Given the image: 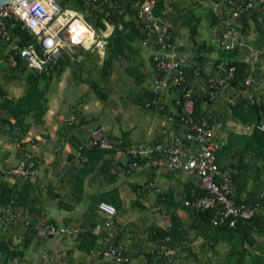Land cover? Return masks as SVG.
I'll return each mask as SVG.
<instances>
[{"label": "built area", "instance_id": "built-area-1", "mask_svg": "<svg viewBox=\"0 0 264 264\" xmlns=\"http://www.w3.org/2000/svg\"><path fill=\"white\" fill-rule=\"evenodd\" d=\"M73 3L77 4L78 9L72 7ZM223 3L224 17L216 25V45L227 52L238 49L234 59L249 65L254 61L253 53L242 51L238 30L241 28L240 18L251 9V3L245 0H223ZM156 4L157 0H10L0 6V47L15 42L8 55L9 61L14 62L17 57L30 73L48 75L57 68L61 59L63 36L74 37L73 44L85 50L93 45L103 48L105 40L116 30L122 29L121 24L112 22L113 14L125 16L126 11L130 10L135 27L142 35V44L151 49V66L156 77L150 92L157 100L170 92L174 93L171 99L173 110L164 114V118L168 125L176 126L179 130L164 141L122 148L120 139H110L101 128H96L91 131L88 144L101 151H115L116 155H123L126 150L125 156L131 161L130 169H136L139 161H145L156 170L192 177L195 189H190L189 196L183 195V205L195 212L210 211L213 226L234 228L239 222L251 220L257 208L235 202L231 175L222 171L217 164V153L224 145L219 134L228 124L223 123L216 114L206 112L203 105L198 111L196 109L197 98H203V104L208 105L221 90L231 87L229 81L233 77L234 67L230 66L228 59L217 58L212 63L215 75L202 77L203 66L208 62L201 59L189 64V57L180 52L174 42L168 20L155 13ZM102 6H106L105 9ZM97 12L103 13V29H96L84 20V17H91ZM17 28L32 36L30 44L18 46L15 36ZM90 35V45L86 47L84 42ZM187 69H191V80L187 77ZM251 71L249 65L247 74L239 82L246 89L252 88L257 80ZM149 107V104H145V108ZM155 109L162 112L164 106L156 102ZM230 126L235 127L234 124ZM256 128L262 131L264 124ZM239 129L251 131L252 126H240ZM80 160L86 162L83 156ZM112 164L111 173L114 174L118 161L114 158ZM36 172L35 157L28 152H22L15 164L5 171L11 178L22 181L33 178ZM146 186L161 199L164 198V193L152 184ZM97 213L102 217V235L94 250L99 260L104 264H145L140 259L139 249L126 251L118 244L120 227L115 208L100 201ZM15 228L29 231L37 239L77 237L82 232L90 231L80 226L33 224L26 213L17 210L14 199L3 201L0 197V232ZM169 243L167 237L162 241L150 242L144 249L159 259L161 264H172L178 257V250Z\"/></svg>", "mask_w": 264, "mask_h": 264}, {"label": "crops", "instance_id": "crops-1", "mask_svg": "<svg viewBox=\"0 0 264 264\" xmlns=\"http://www.w3.org/2000/svg\"><path fill=\"white\" fill-rule=\"evenodd\" d=\"M157 1H162V9L159 14L168 20L174 42L178 45V50L187 56L190 55V65L197 62L198 55H202V61L208 62V65L203 66L202 77L215 75L212 63L218 58L217 53H197L195 47L188 40L189 31L187 25L194 23L195 19H199L194 37L195 42L204 44L207 47H216V25L224 17L223 0H172L174 3L171 0ZM259 1V3L262 2V0ZM221 5L223 7L220 9L219 6ZM128 20H133L132 14L124 16V21ZM262 27H264V23ZM257 31L260 33L258 29ZM247 34L248 32L241 34V36L245 35L244 37H246ZM134 39L139 42V39ZM242 42L243 38L241 37ZM148 61L147 71L150 76H153V82L156 75ZM81 76L78 69L67 64L59 76H55L50 80L51 82L55 81L57 84H60V88L64 87L66 80H71L75 83L73 88L74 86L78 87L81 95L75 93L70 98H67L68 101L56 96H51V100H48L49 85L46 94L47 111L42 118L43 125H35L30 117H26L24 123L29 126V129L20 139L11 137L10 133H8L7 124H3L0 121V192L5 188L8 190L15 189L18 193H21L17 210L26 213L33 224L54 223L55 225L86 227L92 230L94 235L99 236L102 235V217L98 213H92L91 209L95 207L98 201H105L107 194L111 190L116 189L121 201V209L118 211L117 217L120 227L118 243L124 250L133 251L136 250L134 246L139 244L147 245L153 240L145 243L144 239H142L143 236L140 237V234L136 236L131 231V219L136 216V213L131 211L129 203L135 202L140 209L149 210L146 202L148 199L144 196V186L147 183L156 184L160 189L165 190L166 197L170 198L171 196L175 203H179L185 190L189 188V185H194V181L186 175L169 174L156 170L145 161H142V164L136 169H130L128 166L126 174H123L124 172L118 173L117 175H113L115 179H112L110 176H106L102 166L104 162L109 160L112 162L114 158L118 162L119 160H123V155H115V153L104 154L97 166L90 173L82 175L80 170L82 155L79 148H89L88 140L90 133L98 127L99 120H97L96 126L90 128L89 123L94 120L88 122L85 119L84 115L88 110L87 101L83 100L84 98L82 99L81 96L89 93L88 90L90 88L86 80ZM0 89L7 94V97L14 100L25 94V91H22L23 94L15 95L11 88L0 86ZM149 90L146 87L142 93V99H144L142 104H136L139 107L143 106V118L146 120L145 127L140 128V123L136 125L129 123L126 125L120 119L119 123L122 122L120 125L122 133L126 132L127 134V147L164 141L179 130L176 126L172 127L168 125L164 118V114L169 110H173L171 99L174 93L170 92L167 96H161L157 100ZM231 92L239 95L236 89L227 87L219 92L211 107L202 104L205 111L212 110L216 112V115H225L223 103L227 98V93ZM240 92L242 93V97L246 95V91L241 90ZM247 98L250 99L249 97ZM227 101L229 104L234 103V101L228 98ZM156 102L164 106V111L160 112L155 109ZM145 104H149L150 107L145 108ZM3 115L5 117V113H2L0 114V118ZM9 121L13 123V119H9ZM223 123L228 124L225 125L219 134L224 145L230 133L248 135L251 132L240 130V126L243 125L233 122L228 117L226 118V122ZM230 124H234L235 127L230 128ZM120 128L114 129L115 133L111 129L107 130L106 128L104 131L108 137L113 139L121 138L122 135L118 136ZM22 152L32 154L37 163L35 176L27 181H17L5 173L20 158L19 155ZM120 156L122 157L119 158ZM219 159L221 166V162L236 163L238 157L230 153L227 158L219 157ZM225 172L229 173L228 170ZM78 179H83L81 192H79L80 188L77 184ZM130 184L138 186L140 189L138 188L137 192H134L129 186ZM250 185H248V189ZM263 191L264 182L258 186L256 193L260 195ZM64 207H68V209H64ZM166 207L169 213H174L183 224L185 220L181 219V216L185 215L186 210L176 206L169 207L167 204ZM257 212L261 213L260 208H257ZM189 223L190 220L186 219V222L183 224L184 228ZM0 237L5 238L11 244L10 246L14 248L25 240L26 231L22 228H15L8 232L0 233ZM188 237H195L196 241L200 240L196 250L192 246L193 243L186 244ZM188 237L182 242L183 251L187 249L185 252L188 253L191 250L195 255L200 251V255H204V257L208 256L209 252L216 253L218 247L215 250L210 249L204 240L196 235L194 231H189ZM203 245L204 247H201ZM75 246L74 237L44 240L31 238L30 244L27 250L24 251L22 258L14 259L8 264H100L94 250L87 254L77 250ZM0 264L2 263L0 262Z\"/></svg>", "mask_w": 264, "mask_h": 264}, {"label": "trees", "instance_id": "trees-1", "mask_svg": "<svg viewBox=\"0 0 264 264\" xmlns=\"http://www.w3.org/2000/svg\"><path fill=\"white\" fill-rule=\"evenodd\" d=\"M246 2L251 0H245ZM264 0L259 4V6H252L251 9L241 16L240 25L243 34H246L248 29V22L252 21L255 28L263 32L264 27ZM72 7L78 9L77 4L73 3ZM106 6H102L105 9ZM162 9V1H157L155 7V13H159ZM127 14H132L130 10L126 11ZM124 15L118 16L114 13L112 16V22L114 24H121L122 29L116 30L114 34L110 37V53L106 60L103 62L102 75L106 76L108 70L111 67V62L118 56L123 49H129L130 40L137 38L141 41L142 35L138 29H136L134 21L128 20L124 21ZM103 13H94L91 17L87 18L88 22H91L94 28L103 29L104 24L101 19ZM261 18V22H259ZM199 19H195L194 23L188 24V40L197 53H211L216 52L218 59H228L230 66L234 67L233 77L229 81L232 88L236 89L239 93L238 98L233 104H228V109H224V114L217 115L222 122H226V118H230L233 122L239 123L243 126H252L251 132L248 135L234 134L230 133L227 138L225 145L217 153V164L222 171L228 170L232 178V190L234 193V200L237 204L250 206L252 208H260L261 213L257 212L255 216L246 222H239L234 228L227 226H213L211 225L212 213L210 211L195 212L188 207H185L182 200L179 203H175L170 196L164 198L158 197L169 207H178L187 211L188 215L191 216L192 220L186 227L180 221V219L174 214H170V225L167 229H160L156 233L157 238L153 241L164 240L165 238L170 239V246L181 247L182 242L188 237L189 231H194L196 235L200 236L205 244L212 250L223 244L227 247V254L224 259L225 264H264V191L262 194H257L256 189L262 182H264V129L262 131L258 130L257 125L264 124V104L260 102H252L250 99L242 97L241 90H245V87L239 85V82L248 72V63L234 59L238 54V49L231 52L223 51L214 46H205L204 44H198L195 42L196 26ZM216 22V21H215ZM214 22V23H215ZM128 30V31H127ZM127 31V32H126ZM15 36L18 38L17 44L19 47L26 46L32 42V36L24 30L17 28L15 30ZM203 60L202 57H197V61ZM17 64L21 63L20 59L15 58ZM67 66L61 60L58 61V66L54 70L50 71L48 75H36L34 73H28L24 80L28 85V88L23 96L18 99H12L6 96V93L0 89V114L5 113L0 118L3 124H7L8 133L11 137L20 139V137L27 133L29 126L24 123L26 117L32 119L33 124L43 125L42 118L47 111V98L46 94L49 87V82L51 80L50 75L55 74L59 76L63 69ZM191 69H187L189 72L188 79H192L193 75L190 72ZM202 73V72H201ZM43 83L40 87V83ZM89 88L93 90L100 98H103V93L99 90V87L95 83H90ZM150 91V90H149ZM204 103L203 98H197L196 109L197 111L201 108ZM208 105L211 107L213 101H209ZM209 114L215 115V111H208ZM13 119V123L9 121ZM112 139L111 137H109ZM121 140V147L127 148V134L123 132L121 138H115L114 140ZM80 154L86 158V162L82 163L81 174L86 175L93 170L104 154L110 153L116 155L115 151L105 152L97 148H79ZM233 153L238 159L237 162L232 164L231 162H219V157L227 158V156ZM21 156V155H19ZM131 162V161H130ZM142 164L139 161L138 166ZM130 166V165H128ZM113 164L111 160L103 163V170L106 176L115 179L114 174L111 173ZM29 180V179H27ZM23 180V181H27ZM22 181V180H17ZM77 184L79 185V192L82 191L83 179H78ZM250 185L248 189V185ZM134 192L140 187L130 184L129 185ZM190 189H195V185H189V188L185 190L184 195H190ZM15 189H5L3 188L0 192V197L3 201H8L9 199H14L16 204L19 203L20 195ZM98 201L91 212L97 214ZM104 202H108L117 211L121 209V201L118 197L117 190H111ZM68 209V207H64ZM54 224V223H53ZM93 227V225H92ZM26 231V230H25ZM2 233V232H0ZM101 235L96 236L93 232L86 231L82 232L75 237L76 249L84 252L90 253L96 250L98 247L97 241ZM256 237L263 238V248H261L260 243L257 242ZM31 238L37 239L29 231H26L25 240L17 247H11L10 243L5 239L0 237V262L2 264H8L14 259H20L23 256L25 250H27ZM204 244V245H205ZM201 246V247H204ZM254 249L255 253H251L250 249ZM187 251V249H185ZM190 253V252H189ZM141 254V253H140ZM143 256L146 257V264H161V261L155 256L143 252Z\"/></svg>", "mask_w": 264, "mask_h": 264}, {"label": "rangeland", "instance_id": "rangeland-1", "mask_svg": "<svg viewBox=\"0 0 264 264\" xmlns=\"http://www.w3.org/2000/svg\"><path fill=\"white\" fill-rule=\"evenodd\" d=\"M171 2L174 3V1L172 0ZM248 2H250L251 6L254 7H257L260 4L259 0H251ZM222 7L223 5L219 6L220 9ZM87 18L88 17H84V20L86 22H88ZM258 21L261 22V18H259ZM247 30L248 34L246 35V37H244L245 35L241 36V34H243L241 28L238 30V32L240 34V41L241 37L243 38L242 51L253 53L254 61L252 63L250 62L249 65L252 69V74L255 75L257 80L252 88H247L244 90L246 91V95L244 96V98L249 97L254 102H260L264 104V34L261 35L257 31L252 21L248 22ZM62 38V42H64L63 40L65 39L69 41H67L66 44L63 43L64 50L62 52L60 60L63 63L66 62V64L70 66L72 65L75 69H78L80 74L82 75L81 77L86 80L87 85H89L91 82L95 83L104 95L103 98H100L93 90L89 89V93L81 96L82 99L84 98L83 100L87 101L86 105L88 107V110L84 115L85 119H87L88 122L94 120L93 122L89 123V127L92 128L96 126V122L97 120H99V125L97 128H101L103 131L105 128L107 130L111 129L113 133H115L114 129L117 130V128H120L122 122L126 125L129 123L135 125L140 123V128H144L146 120L145 118H143V106L139 107V105L136 106V104H142V102L144 101V99H142V93L144 92L146 87L150 89L152 86L151 82L153 76H150L147 71V60H149L148 62L149 64H151L150 47L144 46L140 40L139 42L136 39L130 40V50L123 49V51L111 62V67L108 70L107 75L103 76L102 66L104 60L107 59L111 50V38H107L105 40L103 48L93 45L89 50H85L82 47L71 43L70 40L75 39L74 37L66 35ZM14 44L15 42L9 46L0 47V86L3 88H11L15 95H19L22 93V91L26 92L28 88V85L25 82L24 78L29 73V71L22 63L17 64L16 61H9L8 55L11 51V47ZM55 76V74H51L50 78L52 79ZM50 82V89L47 94L48 100H51V96H56L67 100V98H70L75 93L77 95H81L78 87L74 86L73 88V85H75V83H73L71 80H66L63 88H60V84H57V82L55 81L51 83ZM42 85L43 83L41 82L40 87H42ZM237 95L238 94L235 92L227 93V98L231 101H235L238 98ZM227 98L223 103L226 109H228L229 104ZM120 119L122 120L121 123H119ZM119 131L120 132L118 136L123 134L121 128ZM89 148L95 147L89 146ZM125 152H123L124 162L123 160H119L114 175L122 172H124L123 174H126L125 172H127L128 165H131L130 160L125 156ZM121 157L122 156H120L119 158ZM190 178L192 179V181H194L192 177ZM147 184H152L155 188L159 189L160 192L164 194L166 193L165 190L160 189L154 183ZM146 187L148 186H144V196L148 199L146 202L149 206V210L145 211L144 209H140L139 207H137L135 202L129 204L131 211L133 213H136V216L131 219V231L135 233L136 236L140 234V237L143 236L142 239H144V242L149 243L151 240H154L158 237V234L156 233L158 230H164L169 227L170 213L168 211V208L166 207V204L158 198L159 195H157L153 190H149ZM183 215L181 216V219L185 220L183 224L186 222V219H189L190 221L192 220L187 211L185 212V215ZM117 217L118 211L116 210V220ZM68 238L73 237L68 236ZM256 240L258 243H260L261 248H263V238L256 237ZM199 241L200 240L196 241L195 237H188V241L186 242V244L188 245V243H193L192 246L196 250L199 245ZM147 245L139 244L134 246L136 249H139V251H141L140 259L145 262V264L146 257L143 256V252H145L144 248ZM142 246L143 248H141ZM217 247L218 248L215 254L209 252L208 256L206 257H204V255H200V251L195 255L191 250L190 253H187L181 248L176 247L178 250V257L172 264H225L224 259L227 254V247L225 245H218ZM250 252L253 254L255 253L254 249H250ZM100 264L104 263L100 261Z\"/></svg>", "mask_w": 264, "mask_h": 264}, {"label": "bare ground", "instance_id": "bare-ground-1", "mask_svg": "<svg viewBox=\"0 0 264 264\" xmlns=\"http://www.w3.org/2000/svg\"><path fill=\"white\" fill-rule=\"evenodd\" d=\"M90 39H91V35L87 37V39L85 40L84 44L86 45V47H88L90 45ZM69 40H64V44H66V42ZM72 43H75V40H71Z\"/></svg>", "mask_w": 264, "mask_h": 264}, {"label": "water", "instance_id": "water-1", "mask_svg": "<svg viewBox=\"0 0 264 264\" xmlns=\"http://www.w3.org/2000/svg\"><path fill=\"white\" fill-rule=\"evenodd\" d=\"M10 0H0V6H2L3 4L9 2Z\"/></svg>", "mask_w": 264, "mask_h": 264}]
</instances>
